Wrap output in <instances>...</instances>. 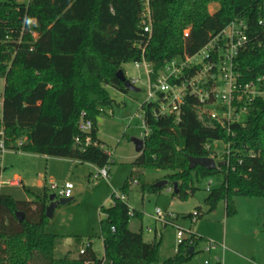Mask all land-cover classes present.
<instances>
[{"label":"trees","instance_id":"1","mask_svg":"<svg viewBox=\"0 0 264 264\" xmlns=\"http://www.w3.org/2000/svg\"><path fill=\"white\" fill-rule=\"evenodd\" d=\"M210 5L216 6L214 12L208 11ZM150 9L148 35L139 23L138 0H31L27 5L0 0L1 115L7 150L93 168L109 165L96 137V118L113 104L108 87L128 93L116 77L119 70L124 74L122 66L143 57L156 74L167 60L196 54L238 18L247 24L250 42L236 59L237 71L244 82L264 75V29L259 26L264 23V0H150ZM157 107L140 106L149 131L135 164L168 172L171 185L177 183L173 197L184 201L194 192L193 176H219L221 185L205 199L210 212L224 201L226 216H231L233 197L264 198V101L251 106L243 125H231L230 134L200 115L192 98H186L179 122L169 115L154 117ZM81 112L92 122L89 137L97 144L84 150L75 145L76 138L86 137L77 128ZM213 142L229 144L228 166L190 169L187 158L209 157ZM129 186L121 188V196ZM142 189L157 194L163 188ZM48 198L34 195L32 201H17L0 195V264H190L201 242L194 235L162 261L160 240L143 239L142 215L132 210L130 218L126 200L113 195L112 205L101 209L106 216L99 222L102 257L89 242L76 259L55 258L56 236L45 230ZM16 213L22 214L21 221ZM132 219L139 221L137 232L129 228Z\"/></svg>","mask_w":264,"mask_h":264},{"label":"rangeland","instance_id":"2","mask_svg":"<svg viewBox=\"0 0 264 264\" xmlns=\"http://www.w3.org/2000/svg\"><path fill=\"white\" fill-rule=\"evenodd\" d=\"M30 1L17 0V3L27 5ZM215 8V5H210L208 11L214 12ZM201 60L202 56L197 54L194 63L198 64ZM122 69L127 80L135 81L139 92L122 94L108 87L113 104L96 118V136L104 143L105 151H110L111 155L108 180H98L93 184L90 176L84 173L88 169L85 164L74 165L67 159L65 161L58 158H48L45 161L33 154L7 151L1 156L0 180L18 178L23 187L3 185L0 195H9L17 201H32L34 195H52L48 191L50 183L58 187L65 183L73 185L72 201L56 207L45 228L56 236L53 252L55 258L63 257L66 250H71L69 255L75 257L89 242L95 253L103 252L99 239V222L106 216L101 209L109 208L113 195L120 197L121 188L130 183L125 195L126 203L131 210L142 215V235L145 241L152 240L155 236L147 235L146 229H156V234L161 233L157 240H160L162 261L176 254L175 237L179 229L184 237L192 233L201 239L190 264L212 261V255L201 252L209 241L224 244L226 250L221 257L223 264H264V198L233 197L235 213L231 216H226L224 201L219 202L210 212L205 204V199L209 196L207 184L211 181L210 189H216L221 185V177L193 176L194 192L183 201L173 197L172 192L167 190L172 187L167 180L168 172L146 169L135 164L139 154L135 152L131 140H143L145 130L139 109L147 101L149 78L146 71L135 68L134 63L125 64ZM3 83H0V92ZM109 111L113 112L112 115ZM213 149L221 153L223 144L213 142ZM162 181H166L167 185L157 194L142 189L143 186H153ZM156 208L165 215L177 216L175 225L161 229L152 219ZM192 218L195 219L194 222ZM138 224L137 219H132L130 230L137 232ZM215 254H220V251H215L213 255Z\"/></svg>","mask_w":264,"mask_h":264},{"label":"built area","instance_id":"3","mask_svg":"<svg viewBox=\"0 0 264 264\" xmlns=\"http://www.w3.org/2000/svg\"><path fill=\"white\" fill-rule=\"evenodd\" d=\"M141 5L139 12V23L144 33L151 34V9L150 0H138ZM259 26L264 29V23L259 22ZM248 26L243 19H235L229 23L218 34L214 35L196 54L187 56L186 54L172 58L164 62L162 68L155 74L151 66L144 61L143 57L140 62H135V68H143L148 75V94L147 101L143 104H157V109L153 112L154 117L172 116L175 122H179L183 115V106L186 98H192L196 101L199 114L214 121L220 128L226 130L230 134V126L233 124L243 125L251 106L256 101H264V75L255 76L249 81H242L241 75L236 68V59L239 53L243 52L250 40L248 35ZM36 37V36H35ZM33 37V38H35ZM187 37V32H184ZM197 54L202 56L200 63L195 64L194 58ZM131 81V80H130ZM4 80H0L2 84ZM135 85V81H131ZM2 92H0V172H1V156L8 150L6 148V138L2 126ZM110 115L113 112L109 111ZM141 121L145 130L143 140L147 136L148 131L145 125L144 113L140 111ZM244 116V119H243ZM92 122L85 119V114L81 112L77 125L78 131L86 137L81 140L79 137L75 139V145L84 150L90 146H97L92 141L89 134L92 131ZM223 144V152H214L207 158H212L216 163L228 166L230 161L229 144ZM21 142L17 143L20 147ZM208 150V146H205ZM108 163L110 165V151L107 152ZM225 156V157H224ZM246 157H255L257 154L247 153ZM242 160L238 161L240 165ZM109 165L102 168H93L90 175L93 184L98 180H108ZM219 169V168H217ZM1 179V178H0ZM3 185L11 187L22 186V182L18 178L10 181L0 180V188ZM212 182L207 184L209 192ZM73 185L65 183L61 187L50 183L48 191L57 197L56 199H71ZM172 192V187L167 189ZM125 201L124 196L116 197ZM128 215L132 216V210L129 209ZM196 214H194L195 217ZM161 229L167 226H174V220L177 216L172 214H164L160 209L156 208L152 217ZM194 218L192 221L194 222ZM113 230V229H112ZM147 235H155L154 239H158L161 233L156 234V229H146ZM195 237L194 234L188 233L187 237L181 230L176 232L177 246L184 240ZM89 244L79 250L78 255H82ZM177 250V249H176ZM219 250L220 254L213 255ZM226 250L224 244H216L207 242L201 252L208 256H213L211 260H205L202 264H223L222 255ZM176 252V251H175ZM89 264V263H86Z\"/></svg>","mask_w":264,"mask_h":264},{"label":"water","instance_id":"4","mask_svg":"<svg viewBox=\"0 0 264 264\" xmlns=\"http://www.w3.org/2000/svg\"><path fill=\"white\" fill-rule=\"evenodd\" d=\"M116 77L118 78V80L122 83L123 87L125 90H127L128 92L131 93H138L139 90L135 87V85H133V83L130 80H127L123 74V72L121 70H119L116 73ZM132 144L134 145V150L137 154H141L143 151V147H144V142L141 139H132L131 140ZM188 164H189V168L190 169H194L197 166L198 167H202L203 169H205L206 171H213L217 168H219L222 163H216L212 158H192V157H188L187 158ZM167 185L166 181H162V182H158L157 184L153 185V187L155 188H163ZM172 192L174 194H177V183H173L172 184ZM48 206L46 207V211H45V216L46 218L49 220L52 218V214L55 210L56 207H58L59 205H65L68 204L72 201V199H59L57 200L54 194L48 196ZM16 218L18 221H21L22 219V214L21 213H16ZM189 253L190 255H192L193 253V248H189Z\"/></svg>","mask_w":264,"mask_h":264},{"label":"crops","instance_id":"5","mask_svg":"<svg viewBox=\"0 0 264 264\" xmlns=\"http://www.w3.org/2000/svg\"><path fill=\"white\" fill-rule=\"evenodd\" d=\"M97 137V136H96ZM97 139H98V137H97ZM98 141L99 142H101L103 145H104V143L101 141V140H99L98 139ZM35 157H38L39 159H45V161H46V159H48V158H50V157H45V156H38V155H34ZM68 160V159H67ZM66 159H65V161H67ZM69 161H71L74 165H76V164H79L77 161H72V160H69ZM85 166L88 168L87 170H86V172H84L85 174L87 173V176H90V174H91V170H93V167L91 166V165H89V164H85ZM77 170H78V168H77ZM22 182V181H21ZM22 187H23V183H22ZM107 199V198H106ZM105 199V200H106ZM113 200V199H112ZM112 200H111V203H110V206L112 205ZM28 201H30V200H28ZM109 206V207H110ZM47 232V231H46ZM49 233V232H48ZM147 233V232H146ZM151 235V234H150ZM154 239V238H153ZM152 239V240H153ZM152 240H147V242H151ZM101 241V240H100ZM92 244V243H91ZM101 245H102V242H101ZM91 249H92V247H91ZM93 250V249H92ZM71 250H66V254H64L63 255V257L64 256H66V255H68L71 259H76L77 257H78V255L77 256H75V257H73V256H71V255H69L71 252H70ZM95 251V250H94ZM103 251V250H102ZM104 252V251H103ZM103 252H101L100 254H97V256L98 257H102V255H103ZM62 258V257H61Z\"/></svg>","mask_w":264,"mask_h":264}]
</instances>
